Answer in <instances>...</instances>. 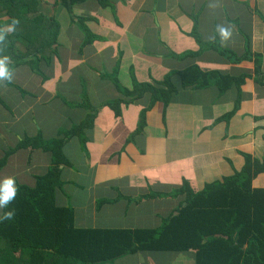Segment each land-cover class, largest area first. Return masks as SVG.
<instances>
[{
	"label": "crops",
	"instance_id": "crops-1",
	"mask_svg": "<svg viewBox=\"0 0 264 264\" xmlns=\"http://www.w3.org/2000/svg\"><path fill=\"white\" fill-rule=\"evenodd\" d=\"M41 9L61 23L57 51L11 61L13 81L0 80V160L25 139L63 140L91 119L85 143L66 144L57 191L77 227L158 229L186 201L170 196L176 189L199 192L240 171L246 156L264 160V86L254 82L257 58L264 76V0H42ZM218 25L231 29L228 41ZM247 49L251 59L237 63ZM197 73L250 78L240 91L215 80L185 87ZM166 80L175 88L168 105L148 110L149 94L130 95L135 83ZM52 163L50 151L21 149L0 180L34 187ZM253 187L264 188V174ZM132 256L130 264H196L193 251Z\"/></svg>",
	"mask_w": 264,
	"mask_h": 264
},
{
	"label": "trees",
	"instance_id": "trees-1",
	"mask_svg": "<svg viewBox=\"0 0 264 264\" xmlns=\"http://www.w3.org/2000/svg\"><path fill=\"white\" fill-rule=\"evenodd\" d=\"M41 4L42 0H0V28L13 18L20 21L16 31L6 34L5 43L0 44L3 48L0 54L9 56L10 61L16 63L19 58L25 61L30 54L47 47L56 53L61 23L49 17ZM194 37L199 41L196 30ZM250 59L247 49L236 62ZM9 66L11 69L12 65ZM254 75L258 76L254 82L264 86L259 58ZM189 77L193 82H186L185 87L196 83L204 87L215 80L222 91L229 83H235L240 91L245 79L250 78L243 74L239 79L219 77L217 80L214 75L203 73ZM174 92L170 80H166L161 86L135 83L130 95L141 99L149 94L150 110L158 102L168 105ZM90 125L88 119L63 140L25 139L0 160L1 169L9 156L21 149L53 154L49 172L38 176L34 187L18 186L17 196L8 206L15 210L14 218L0 221V264H111L147 250L193 251L196 264H264V188L253 187L254 179L264 174V160L251 156H246L240 171L206 185L202 191L196 192L187 184L176 189L170 196H186V201L158 229L77 227L74 209L58 205L57 191L63 186L62 166L70 164L65 156L66 144L77 136L85 143L83 133ZM6 210L3 209L2 215Z\"/></svg>",
	"mask_w": 264,
	"mask_h": 264
},
{
	"label": "clouds",
	"instance_id": "clouds-1",
	"mask_svg": "<svg viewBox=\"0 0 264 264\" xmlns=\"http://www.w3.org/2000/svg\"><path fill=\"white\" fill-rule=\"evenodd\" d=\"M20 21L17 18H13L11 22L4 28H0V44H4L6 40V34H10L16 31ZM217 32L220 39L223 42L229 40L232 36V31L229 27L218 25ZM3 52V48H0V53ZM10 57L0 54V80H7L8 83L13 81L14 71L10 70ZM19 189L16 185V178L14 176H7L0 180V208L8 209L4 211L0 216V221L11 220L15 216V210L9 209L8 206L15 200Z\"/></svg>",
	"mask_w": 264,
	"mask_h": 264
},
{
	"label": "rangeland",
	"instance_id": "rangeland-1",
	"mask_svg": "<svg viewBox=\"0 0 264 264\" xmlns=\"http://www.w3.org/2000/svg\"><path fill=\"white\" fill-rule=\"evenodd\" d=\"M137 259H138L137 256L129 255L126 258H124V260L114 261L111 264H130L132 262H136Z\"/></svg>",
	"mask_w": 264,
	"mask_h": 264
}]
</instances>
